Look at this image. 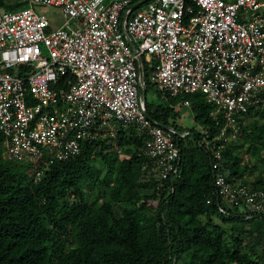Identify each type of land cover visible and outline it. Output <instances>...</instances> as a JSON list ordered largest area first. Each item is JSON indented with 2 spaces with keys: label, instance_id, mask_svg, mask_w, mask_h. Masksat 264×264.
<instances>
[{
  "label": "built area",
  "instance_id": "obj_1",
  "mask_svg": "<svg viewBox=\"0 0 264 264\" xmlns=\"http://www.w3.org/2000/svg\"><path fill=\"white\" fill-rule=\"evenodd\" d=\"M16 2L22 7L11 10L6 5L14 2L0 0L6 159L44 151L49 159H70L102 138L122 155L119 130L134 127L145 136L140 151L159 181L181 176L176 135L189 131L149 118L146 63L159 89L172 97L202 92L215 105L211 116L223 122L221 143L212 144L207 131L201 141L217 159L215 197L207 202L219 200L225 215L264 212V191L231 181L218 161L226 143L241 135L251 107L264 101V0H148L126 19L132 0ZM37 5L57 7L59 24ZM181 105L190 107L191 100Z\"/></svg>",
  "mask_w": 264,
  "mask_h": 264
},
{
  "label": "trees",
  "instance_id": "obj_2",
  "mask_svg": "<svg viewBox=\"0 0 264 264\" xmlns=\"http://www.w3.org/2000/svg\"><path fill=\"white\" fill-rule=\"evenodd\" d=\"M145 76L144 99L150 88L163 98L145 99L149 118L189 131L176 135L181 176L159 181L140 151L145 136L134 127L119 130L124 155L102 138L65 160L49 159L46 151L8 160L0 130V264H264V212L225 215L219 200L207 202L215 197L217 159L201 141L207 131L212 144L222 142L223 122L211 116L215 105L202 92L165 93L146 63ZM184 98L191 100V128L178 124ZM246 119L241 135L223 147L219 170L264 191V101Z\"/></svg>",
  "mask_w": 264,
  "mask_h": 264
},
{
  "label": "rangeland",
  "instance_id": "obj_3",
  "mask_svg": "<svg viewBox=\"0 0 264 264\" xmlns=\"http://www.w3.org/2000/svg\"><path fill=\"white\" fill-rule=\"evenodd\" d=\"M16 2V0H5V2ZM36 9L38 11H44L47 14H49L53 19L56 25L59 24V20H58V16H59V9L55 6H47V5H37ZM45 54H47V50L45 49ZM147 99L148 101L150 100H154L156 102H161L163 100V98H161L157 92L155 91V89L150 88L148 93H147ZM258 106V105H257ZM180 111L182 112V123L186 124L187 128H191L195 125L194 122V116L191 110V107H186V106H182L180 105ZM258 172L256 171L255 173H253L250 177H249V181L253 180L256 178ZM181 264V263H180Z\"/></svg>",
  "mask_w": 264,
  "mask_h": 264
},
{
  "label": "water",
  "instance_id": "obj_4",
  "mask_svg": "<svg viewBox=\"0 0 264 264\" xmlns=\"http://www.w3.org/2000/svg\"><path fill=\"white\" fill-rule=\"evenodd\" d=\"M147 1H148V0H139L138 2L134 3V4H133L128 10H126V11L124 12V19L127 18V16H128V12H132V11L138 9V8L141 7L143 4H145ZM126 34H127V33H126ZM127 36H128L129 41H131V37L129 36V34H127ZM138 58H139L140 61L142 60V56H141V55H139ZM145 87H146V85H145ZM144 90H145V88H144Z\"/></svg>",
  "mask_w": 264,
  "mask_h": 264
},
{
  "label": "crops",
  "instance_id": "obj_5",
  "mask_svg": "<svg viewBox=\"0 0 264 264\" xmlns=\"http://www.w3.org/2000/svg\"><path fill=\"white\" fill-rule=\"evenodd\" d=\"M180 107V106H179ZM193 113V112H192ZM194 116V115H193ZM182 112L180 111V117L178 118V124L182 125V126H185L186 127V124H183L181 121H182Z\"/></svg>",
  "mask_w": 264,
  "mask_h": 264
}]
</instances>
